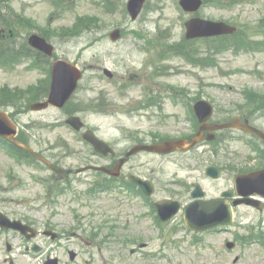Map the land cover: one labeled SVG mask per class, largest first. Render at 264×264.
<instances>
[{"label": "rangeland", "instance_id": "rangeland-1", "mask_svg": "<svg viewBox=\"0 0 264 264\" xmlns=\"http://www.w3.org/2000/svg\"><path fill=\"white\" fill-rule=\"evenodd\" d=\"M128 1L111 0L110 6V0H1L2 5L7 6L4 9L10 12L0 14L4 22L13 19L19 23L14 34L20 37H26L29 32L44 34L55 46V58L68 59L84 70L67 111L81 116L86 126L107 141L112 140L118 157L125 154L129 145L139 141L141 134L148 132L157 119L161 121L170 112L180 114L178 108H171L168 103L163 104L165 109L159 116L154 114V107L148 110L132 107L138 98L144 96L146 87L148 92L156 94L173 90L170 86H175L180 95L206 98L215 105L213 119L217 121L236 115V105L244 102L243 89L249 88L253 95L264 94V51L254 53L247 49L249 45L259 46L255 49L260 51L264 46V0H211L213 4L199 10L201 17L237 25V39L244 48L239 53H222L217 41L193 43L192 50L201 55H206L203 52L209 50L213 52L215 62H211L210 67L189 64L179 56V51L174 52L169 41L160 40L164 36L175 43L184 38V20L190 14L180 8L179 0H147L142 14L135 21L127 11ZM116 28H120L123 35L114 42L109 34ZM186 53L187 56L193 55ZM27 62L11 72L0 68V108L12 111L9 106L13 99H17L20 108L24 109L14 113L20 128L17 139L66 169L111 163L109 158L105 160L92 155L91 146L80 142L78 132L59 124L65 120L64 110L50 108L31 112L29 106L33 93L28 88L32 83L42 87L37 79L43 78V73L30 71ZM104 68L114 73V81L104 76ZM12 95L17 96L13 98ZM263 100H258L261 107L264 106ZM257 116L258 113L253 124L264 130V116ZM167 120L171 125L164 126L161 139L177 137L175 132L183 127L177 123L179 119ZM34 122L47 125L37 129L33 128ZM142 138L151 140L150 137ZM231 143L234 144L228 146V152L242 155L237 161H227V153L221 147L215 155L210 154L208 148L171 156L143 152L125 166L123 177L132 172L152 180L155 189L150 198L153 201L165 197H189L184 188L174 183L175 178L188 176L200 181L209 197L218 195L233 186L235 172H247L264 164L241 143ZM6 152L0 147V210L13 219L19 218L30 224L32 220H38L43 225L54 207L59 220L72 223L74 219L68 213L67 205L69 190L67 194L46 199L49 192L41 181H58L50 168L39 163L30 164L25 159H14ZM26 153L33 156L32 151ZM214 162L225 168L219 180L208 179L204 174L206 165ZM92 175H97V179L103 182L111 179L95 170L74 172L71 179L75 189H86L81 179ZM97 197V202L105 201L97 205H111L112 220L118 221L111 226V253L107 252L109 259L105 264H264V254L257 255L256 243L247 241L245 247L236 246L229 250L226 242L231 241L230 234L194 233L181 228L178 219L157 226L153 216L148 215L150 206H143V200L137 201L136 198H132L130 204L125 200V190L119 186L111 190V203L106 195ZM73 206L87 205L76 202ZM128 208L133 213L147 210V217L139 221L134 215L133 224H125L122 214ZM237 214L243 221L241 231L244 235H250L248 229L253 228L255 236L262 232L264 236V209L259 211L244 205L237 208ZM55 222L56 216L51 218V224ZM4 230L0 226V264H14L10 261L12 258L21 264H29L25 257L19 256L23 241L14 237L13 231ZM33 242L45 243L40 233L35 235ZM8 244L13 247L11 251L7 250ZM235 257L238 258L236 262Z\"/></svg>", "mask_w": 264, "mask_h": 264}, {"label": "water", "instance_id": "water-1", "mask_svg": "<svg viewBox=\"0 0 264 264\" xmlns=\"http://www.w3.org/2000/svg\"><path fill=\"white\" fill-rule=\"evenodd\" d=\"M145 0H130L129 8L131 11V15L133 19H135L138 14L140 13ZM182 3L186 10L194 11L197 10L202 0H182ZM235 30L234 27L224 23V22H211L206 21L200 18H194L188 22V38L197 37L201 35H210V34H218V33H225V32H233ZM113 39H118L121 37L120 31L116 30L111 34ZM35 46L44 49L46 52L51 53L52 47L46 43V41L36 35L31 37L30 40ZM81 77V73L75 68L72 64L68 62L58 61L55 66L54 71V83L52 86V95L50 98V102L61 106L72 91L75 89L77 85V80ZM48 102L44 103L43 105L46 106ZM195 111L198 114L199 118L204 121L210 117L213 111L212 105L205 100L199 101L195 105ZM8 116L0 112V134H11L15 133V126L9 121L7 118ZM69 121L73 123L76 127L81 126V122L79 118L73 117L70 118ZM87 139H90L96 146V149L99 151H103L108 153L111 151V148L107 145V143L103 142L102 140L96 138L92 135V133H87L85 135ZM184 142H166L160 145L154 146H142L137 147L132 150L130 153L137 151L140 148H145L148 150H156L160 152H169L173 149L180 148L183 146ZM125 161V159L121 160L120 166ZM114 173H117L114 171ZM237 184L240 188V191L244 195H249L254 192H258L264 195V171L261 172H254L249 175H240L237 178ZM195 195H199V193H194ZM247 201L251 203H257L256 201H251L248 199L240 200ZM158 206L161 209V213H163V209L165 207L164 203H159ZM169 213L167 216H164V219L169 218L173 213V208H168ZM231 209V208H230ZM192 223H195L192 220ZM193 226V225H192ZM196 227V226H194Z\"/></svg>", "mask_w": 264, "mask_h": 264}, {"label": "flooded vegetation", "instance_id": "flooded-vegetation-1", "mask_svg": "<svg viewBox=\"0 0 264 264\" xmlns=\"http://www.w3.org/2000/svg\"><path fill=\"white\" fill-rule=\"evenodd\" d=\"M158 107V106H156ZM210 124L206 127L207 128V134L208 135V131L210 133H213L214 131L212 130V125L215 124L214 121H210L209 122ZM215 136V140H219V138L223 135V134H219L218 132H214L213 133ZM211 136V135H210ZM210 143H206V145H209ZM219 144V143H218ZM221 145H225L223 143H220ZM209 147H211V145H209ZM187 185V182H182L179 184V188H183V187H186ZM219 197L221 200L223 201H226L227 202V198H223V197H220V196H217ZM231 199V198H230ZM180 200V208H179V213L177 214V216L175 217L176 219H178L179 223L181 222H185L184 220V211H185V207L187 204H189L190 202H192L193 200L192 199H189V197H186L185 199H179ZM232 200V199H231ZM101 211H96V215H94L92 212H89L87 211V215L85 217L82 218V220H86L87 222L86 223H83L82 221L79 222L77 225H76V229L74 232H72L71 234L72 235H76L77 239L83 243V244H86V245H89L91 247H94L97 243H98V240H99V237L96 235V232L94 230L93 227H103V228H107L108 230V233H107V240H108V243L109 245H111V207H109L107 209V211H104L102 209H100ZM94 215V216H92ZM92 218H97L100 220V222H93V223H90L89 221L92 219ZM234 225L235 226H238V222H239V215L237 214V211L236 209L234 208ZM79 257V254L77 255V258Z\"/></svg>", "mask_w": 264, "mask_h": 264}, {"label": "trees", "instance_id": "trees-1", "mask_svg": "<svg viewBox=\"0 0 264 264\" xmlns=\"http://www.w3.org/2000/svg\"><path fill=\"white\" fill-rule=\"evenodd\" d=\"M185 50H187V47H185ZM190 51H191V50H190ZM182 52L187 56V53H186L185 51H182ZM29 53H30V49H29V48H27V49H22V48L20 47V49H19V51H18V54H19V55H27V54H29ZM189 54H191V53H189ZM7 55H10V56L15 55V53L13 52L12 47H10L8 51L5 50V52H4V57H6ZM187 57L189 58L190 61H192L191 56H187ZM195 59H196V61H198L197 58H195Z\"/></svg>", "mask_w": 264, "mask_h": 264}]
</instances>
